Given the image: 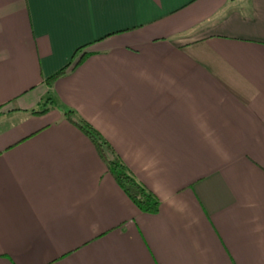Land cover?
I'll list each match as a JSON object with an SVG mask.
<instances>
[{"label": "crops", "instance_id": "crops-1", "mask_svg": "<svg viewBox=\"0 0 264 264\" xmlns=\"http://www.w3.org/2000/svg\"><path fill=\"white\" fill-rule=\"evenodd\" d=\"M0 264H264V0H0Z\"/></svg>", "mask_w": 264, "mask_h": 264}, {"label": "trees", "instance_id": "trees-1", "mask_svg": "<svg viewBox=\"0 0 264 264\" xmlns=\"http://www.w3.org/2000/svg\"><path fill=\"white\" fill-rule=\"evenodd\" d=\"M90 43L77 47L70 60L59 70L44 79L47 87H50L54 80L63 75L67 70L75 68L92 52L86 50ZM49 98H45L43 104L38 108L31 109L29 114H42L51 108ZM62 117L68 123L76 127L92 144L96 155L103 163L106 172L110 175L114 183L124 192L128 199L138 210L146 214H156L159 208L158 198L142 183L136 180L134 175L126 168L109 143L95 130L88 122L77 116L70 108L62 110ZM133 189L135 192H130Z\"/></svg>", "mask_w": 264, "mask_h": 264}, {"label": "snow or ice", "instance_id": "snow-or-ice-1", "mask_svg": "<svg viewBox=\"0 0 264 264\" xmlns=\"http://www.w3.org/2000/svg\"><path fill=\"white\" fill-rule=\"evenodd\" d=\"M113 2L118 4H138L141 3L142 0H113Z\"/></svg>", "mask_w": 264, "mask_h": 264}, {"label": "water", "instance_id": "water-1", "mask_svg": "<svg viewBox=\"0 0 264 264\" xmlns=\"http://www.w3.org/2000/svg\"><path fill=\"white\" fill-rule=\"evenodd\" d=\"M130 192L134 193L135 191L133 189H130Z\"/></svg>", "mask_w": 264, "mask_h": 264}, {"label": "rangeland", "instance_id": "rangeland-1", "mask_svg": "<svg viewBox=\"0 0 264 264\" xmlns=\"http://www.w3.org/2000/svg\"><path fill=\"white\" fill-rule=\"evenodd\" d=\"M55 110H56V108H55Z\"/></svg>", "mask_w": 264, "mask_h": 264}]
</instances>
